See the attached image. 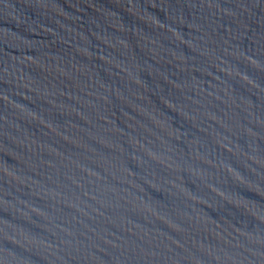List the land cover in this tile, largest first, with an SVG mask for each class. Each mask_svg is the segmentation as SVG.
I'll list each match as a JSON object with an SVG mask.
<instances>
[{
    "label": "water",
    "instance_id": "95a60500",
    "mask_svg": "<svg viewBox=\"0 0 264 264\" xmlns=\"http://www.w3.org/2000/svg\"><path fill=\"white\" fill-rule=\"evenodd\" d=\"M0 264H264V0H0Z\"/></svg>",
    "mask_w": 264,
    "mask_h": 264
}]
</instances>
